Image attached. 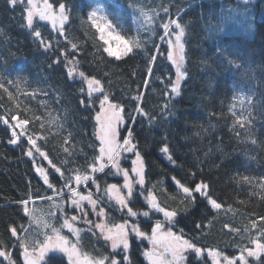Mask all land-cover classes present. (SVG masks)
<instances>
[{"label":"trees","instance_id":"obj_1","mask_svg":"<svg viewBox=\"0 0 264 264\" xmlns=\"http://www.w3.org/2000/svg\"><path fill=\"white\" fill-rule=\"evenodd\" d=\"M59 2H64L68 9L69 21L65 25L68 39L65 40L49 25L37 22L45 41L52 44L45 50L26 27L24 6L18 4L13 7L8 0H0V80L13 93V99L9 100L7 93L0 89V116L10 119V115L19 113L20 118H29L28 134L47 137L38 143L48 153L49 159L57 166L66 159L69 161L62 168L65 175L68 168L80 167L83 170L86 162L97 154L99 143L95 114L98 103L94 108L89 107L86 82L78 75L68 76L71 65L68 61L74 57L79 71L100 79L111 97L124 105L126 126L132 129L144 159L146 187L151 189L155 186L161 206L177 211L173 230L179 232L183 229L185 238L192 239L198 246L219 249L229 256H236L241 248L251 246L244 231L245 228L251 229L250 221L257 219L258 228L264 229V221L258 220L264 216V189L259 185V178L264 177V0L246 3L245 0ZM129 3L143 7L145 11L159 12L160 17L154 35L140 31L142 40L150 37L145 47L135 49L117 61L97 50L102 42L97 40L87 14L94 8L103 7L111 17L119 18L127 35L135 37L137 25ZM163 7L169 8L173 18L179 13L187 31L185 67L188 75L181 82L179 95L171 93L167 87L175 76L167 60V43L159 39L163 34L159 25L168 19ZM68 41L76 43L77 49H72ZM154 45H159V52ZM61 50L65 51L67 59L61 55ZM152 55L157 59L152 65L153 74L149 76L147 68ZM57 58L60 62L53 63ZM229 59L241 67L236 69L229 65ZM145 79L149 80L147 87ZM9 80L13 83L9 84ZM166 91L169 95H165ZM138 93H143L141 101L133 100L132 97ZM241 93L253 97L252 123L243 129L234 124L229 111L233 105L238 114L242 111L237 99ZM81 99L85 100V105H81ZM137 103L149 116L155 117L151 123L134 112ZM165 104L167 109L163 108ZM243 111L247 115V108ZM129 113L136 116L134 123L128 119ZM34 115L40 116L41 120L34 121ZM10 123L14 124V121L10 120ZM41 123L44 124L43 129ZM9 131L0 121V249L8 251L15 264H22V249L16 238L11 236L10 226H16L18 232L21 225L30 231L43 229L35 224L29 227L30 217L24 214L18 202L29 196H53L60 202L54 191L44 184L36 167L45 168L56 189L62 187L64 180L38 154L35 159L26 155L29 147L26 136H20L18 144L10 146L12 136ZM16 131L19 133L21 129ZM126 135V127L121 125V136ZM251 139L257 143L253 145ZM165 143L175 164L161 151ZM65 148L72 153L71 156L64 152ZM123 166L128 164L123 163ZM243 175L257 180L244 182L240 179ZM96 176L102 190L105 181L121 184L119 178L111 175L97 173ZM173 177L190 188L200 181L207 182L213 198L223 205L222 209H212L199 194H194L195 201L186 198ZM89 187L94 191L91 182ZM132 206L141 211L148 210L143 196H137ZM29 207L37 209L38 214L56 211L46 200L37 199ZM65 209L69 216L71 211L67 205ZM114 209L109 207L110 215L115 222H120L122 215L117 216ZM56 216L50 222L60 227L63 216L59 211H56ZM156 219L158 217L152 214L150 222H142L140 218L142 230L149 233L152 221ZM197 224L202 228L197 229ZM226 224L230 227L226 228ZM78 227L86 229L87 226L80 224ZM230 228L240 229V232H232ZM67 233L63 229V234L75 239ZM252 235H255L254 230ZM130 240L128 255L131 264H149L143 256L147 243L133 235ZM81 245L95 256L112 254L109 243L98 230L97 235L86 230L82 232ZM4 261L0 257V264ZM189 261L195 264L191 256ZM51 264H67V258L53 260ZM251 264H264V257Z\"/></svg>","mask_w":264,"mask_h":264},{"label":"snow or ice","instance_id":"obj_2","mask_svg":"<svg viewBox=\"0 0 264 264\" xmlns=\"http://www.w3.org/2000/svg\"><path fill=\"white\" fill-rule=\"evenodd\" d=\"M246 2L247 0H245ZM8 3L13 7L18 4L24 6L26 27L31 30L32 36L39 41L45 50L51 48L52 44L50 41H45L41 31L36 26L38 21L49 23L54 31L65 37V40L68 39L65 35V25L69 21V15L64 2H59V0H8ZM128 7L131 9V15L137 25V35L135 37L127 35L119 18L111 17L103 7L94 8L87 14V21L95 29L97 40L102 42L97 50L106 53L108 57H112L117 61L127 57L135 49L145 47L150 37L142 40L139 33L144 30L154 35L157 19L160 17L159 12L145 11L143 7L134 6L132 3H129ZM162 11L168 16V19L159 25L163 29V34L160 35L159 39L167 43V60L175 67V81L170 80L167 87L170 88L171 93L179 95L181 81L186 79L188 75L185 67L186 26L181 23L179 13L173 18L168 7H163ZM68 43L72 49H77L76 43L72 41H68ZM154 47L159 52V45H154ZM61 55L67 59L64 50H61ZM156 59V55H152L149 59V67L147 68L149 76L153 74L152 65ZM59 62L60 60L57 58L53 63ZM68 63L73 65L68 69V76L78 75L87 84V105L94 108L98 103V110L95 114L96 139L99 142L96 149L97 154L86 162V167L83 170L80 167L68 168V174L65 175L62 168L67 166L69 161L66 159L61 166H57L49 159L48 153L38 143L40 140H46L47 137L43 134H28L29 118H20L19 113L10 115V119L0 116V121L13 129L12 139L9 140V143L16 144L20 136H26L29 145L26 155L35 159L38 154L48 161L51 168L59 173L61 179L64 180L62 187L56 189L50 182L49 174L45 168L36 167V172L43 179L44 184L47 185L48 189L54 191L55 195L60 198V202H57L53 196H29L27 199L18 202L23 207L24 214L30 217L29 227L35 224L38 228L43 229L42 231H30L29 228L21 225L18 232L16 226H10L11 236L16 238L19 247L22 249L23 264H51V261L63 257L67 258V264H131L128 252L131 247L130 237L132 235L136 238L146 239L151 245L143 252V256L149 264H190V256L194 258L195 264H207L208 260L211 261V264H249V257L259 260L260 256L264 254V229L258 228L257 219L250 221L251 229H244L245 233L248 234V244L251 246L241 248L236 256H229L219 249L198 246L192 239L185 238L183 229H180L179 232L173 230L177 211L161 206L155 194V186L151 189L146 187L144 159L138 148V143L135 141L132 129L126 126L124 105L116 102L111 97L100 79L79 71L75 66L77 62L74 57ZM228 64L236 69L241 67L240 64L231 59L228 60ZM163 82V79H161V83ZM8 83L11 84L13 81L9 80ZM148 84L149 80L145 79V87ZM0 89L7 93L9 100L13 99V93L5 87L2 80H0ZM81 91L84 90L81 89ZM165 95H169V92L166 91ZM142 96L143 93H138L132 99L141 101ZM237 99L242 111L238 114L235 105L229 111L234 118V124L239 125L242 129L248 128L252 123L253 97L241 93ZM80 103L85 105V100L81 99ZM167 107V104L163 106L164 109H167ZM17 108H19L18 104ZM245 108H247V115L243 111ZM134 112L146 117L149 123L155 119V117L149 116L139 103H137ZM32 119L39 121L41 117L34 115ZM128 119L134 123L136 116L129 113ZM10 120L15 121V124L10 123ZM121 125L126 127V136H121ZM40 127L43 129L44 124L41 123ZM17 128L21 129L19 133L15 130ZM68 136L70 138L71 133ZM250 142L253 145L257 143L255 139H251ZM65 143H68V139H65ZM161 151L167 155V159L171 163H176L167 143L163 145ZM64 152L68 156L72 155L67 148L64 149ZM124 154H131V157H134H129L131 168L122 167L121 161L122 158H125ZM97 173H103L106 176H122L123 184L118 185L117 183H107L105 181V187L102 190L96 176ZM192 175H195V173H192ZM172 179L186 198L195 201L194 194H199L206 199L207 204L212 209H222L223 205L213 198L210 185L207 182L200 181L195 184L194 188H190L175 177ZM240 179L248 183L257 180V178L247 175L240 176ZM89 182L95 186V191L89 187ZM259 185L264 189V177L259 178ZM65 189L67 190L66 193ZM137 196L144 197L148 210L141 211L132 206ZM37 199L51 202V207L61 213L63 223L60 227L50 222L57 218L56 211L50 210L46 214L41 211L38 214L37 209L29 207L30 203L35 204ZM84 202H87V205L90 206L91 214L97 217L95 221L88 218L90 213L85 208ZM241 203L243 202L241 201ZM65 205L71 207L77 214L68 216ZM110 206L121 212L122 219L120 222H115L112 219L109 211ZM229 209H231V206H229ZM150 213H162L164 219H156L151 227V232L148 233L142 230L139 217H150ZM258 220L264 221V216L258 217ZM77 223L85 224L86 229L76 227ZM196 227L197 229L202 228L200 224H197ZM225 227L229 228L230 226L226 224ZM65 228L75 239L63 234ZM85 230L92 233V235H97L98 230L99 235L107 243H110L112 254L95 256L85 251L81 245V233ZM230 230L235 233L240 232V229L237 228H230ZM253 230L255 231L254 236L252 235ZM0 257L9 260V264H15V261L11 260V254L4 249H0Z\"/></svg>","mask_w":264,"mask_h":264},{"label":"rangeland","instance_id":"obj_3","mask_svg":"<svg viewBox=\"0 0 264 264\" xmlns=\"http://www.w3.org/2000/svg\"><path fill=\"white\" fill-rule=\"evenodd\" d=\"M247 1H251V0H247ZM45 23V25H49L50 26V24L49 23H47V22H43V24ZM168 47V46H167ZM171 63V62H170ZM69 67H72V65H69ZM172 67H173V71L175 72V67L172 65ZM182 82V81H181ZM86 86H87V84H86ZM97 128V127H96ZM99 143V142H98ZM124 156H125V158H122V161H121V164H122V167H124L123 166V163L125 164V163H127L128 164V166H126L125 168H131V163H130V158H134V157H131V154H124ZM130 157V158H129ZM114 178H119L120 180H121V184L120 185H122L123 184V178H122V176H119V177H117V176H113ZM93 188H94V191H95V186L93 185ZM84 206H85V208L89 211V213H90V215H89V219H90V217L92 218V220H96L97 219V217L95 216V215H92L91 214V209H90V206H88L87 205V202H84ZM69 208V210L71 211V212H69L70 213V215L69 216H71V215H74V214H77L71 207H68ZM115 210V214L117 215V216H121L122 214H121V212L120 211H118L117 209H114ZM152 215H154V216H156V217H158V219H161V220H163L164 219V217H163V214L162 213H155V214H152ZM150 216H151V213H150ZM141 218V220H142V222L143 221H146V222H150L151 220H150V217H140ZM139 218V219H140ZM153 222V224H154V222H155V220L154 221H152ZM80 224H83V223H77L76 225H77V227L80 225ZM64 230H67L66 228L64 229ZM151 230V229H150ZM68 231V230H67ZM151 232V231H150ZM149 232V233H150ZM67 234H70L71 235V233H67ZM72 236V235H71ZM134 236V235H133ZM135 237V236H134ZM136 238V237H135ZM142 241H145L146 243H147V245H148V248H150L151 247V245L149 244V242L146 240V239H142V238H140ZM109 246H110V243H109ZM111 248V247H110ZM111 251H112V249H111ZM23 256V255H22ZM21 256V257H22ZM261 257H264V254H262L261 256H260V258ZM1 259H4L5 261H4V264H6V263H8V260H6L4 257H1ZM248 260H249V264H251V263H254V262H256V259L255 258H253V257H249L248 258ZM148 262V261H147ZM191 264V263H190ZM207 264H211V261L210 260H208V262H207Z\"/></svg>","mask_w":264,"mask_h":264},{"label":"water","instance_id":"obj_4","mask_svg":"<svg viewBox=\"0 0 264 264\" xmlns=\"http://www.w3.org/2000/svg\"><path fill=\"white\" fill-rule=\"evenodd\" d=\"M22 264H23V259H22Z\"/></svg>","mask_w":264,"mask_h":264}]
</instances>
